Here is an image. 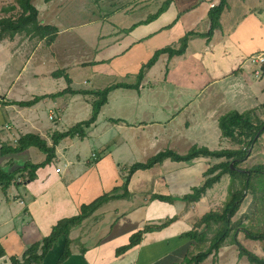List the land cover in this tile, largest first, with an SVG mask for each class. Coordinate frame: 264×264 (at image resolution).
<instances>
[{
  "label": "crops",
  "instance_id": "1",
  "mask_svg": "<svg viewBox=\"0 0 264 264\" xmlns=\"http://www.w3.org/2000/svg\"><path fill=\"white\" fill-rule=\"evenodd\" d=\"M220 1L131 0L128 7L101 18L95 31L99 42L95 46L85 43L78 60L55 54L57 42L44 50L42 42L22 39L19 34L0 40V167L13 173L27 162L42 163L46 156L37 148L2 155L3 144L13 146L22 135L37 134L52 146L54 133L81 122L73 125L69 120L73 109L67 119L65 104L72 101L71 107L91 109L92 114V95L53 97L65 90L52 89L53 63L63 71L86 66L98 81L113 72L117 79L134 83L156 51L170 46L178 49L187 34H197L190 38L185 54L160 56L139 90L111 92L86 137L61 141L56 159L40 168L34 181H25L21 174L6 193L0 186V245L6 251L0 264H11L12 257L21 258L28 247L48 237L59 221L78 215L83 205L121 187L125 168L145 163L165 150L185 155L193 146L229 149L226 144L231 141L222 137L219 119L230 111L244 113L264 104V65L257 76L253 73L257 67L249 62L251 56L264 53V0H227L220 25L210 38L212 3L218 6ZM167 2V10L148 22ZM73 29H64L59 35ZM89 47L94 58H89ZM37 97L42 100L30 107L11 104ZM55 108L59 110L57 117ZM47 110L60 127L45 124L42 116ZM221 161L224 159L198 158L176 163L168 159L137 171L129 185L130 197L111 200L71 230L72 254L60 264H183L193 244L183 234L213 209L211 193L225 178L229 185L230 179L225 175L194 204L188 205L182 198L202 186L210 165ZM154 194L171 196L175 201L152 200ZM121 205L126 207L120 209ZM101 212L107 213L96 230L91 223H97ZM176 216L168 227L144 234L139 245L117 254L134 233ZM64 248L62 238L41 264H58Z\"/></svg>",
  "mask_w": 264,
  "mask_h": 264
},
{
  "label": "trees",
  "instance_id": "2",
  "mask_svg": "<svg viewBox=\"0 0 264 264\" xmlns=\"http://www.w3.org/2000/svg\"><path fill=\"white\" fill-rule=\"evenodd\" d=\"M45 1L50 2L53 0ZM169 4L170 2L164 3L160 11L156 15L150 17L148 22L155 20L161 12L166 11ZM226 4L227 0H221L218 6L211 9L210 19L212 27L210 33L207 35L208 37L211 38L214 31L219 27L220 17ZM2 10L7 13L18 10L19 14L16 17L0 19V40L4 38L13 39L18 34L26 33L27 35L35 34L41 39L46 38L48 45H52L55 42L58 29L54 26H44L40 23L39 10L34 5V0H16L14 5L3 8ZM194 35L197 34H187L182 39L178 49L170 46L156 51L154 56L142 66L134 83H117L104 90L97 91H77L67 87L63 92L53 95V97H58L69 92L72 94L94 96L95 101L92 104L93 112L90 119L76 124L67 132L54 133L52 136V146L37 134L22 135L13 146L3 144L1 150L2 155L18 154L31 148H37L46 156V159L38 164L27 162L22 169L13 173H7L0 167V186L2 190L6 193L21 174L22 177L25 178V181H34L37 177L36 172L40 168L50 165L56 159V147L61 140L66 138L86 137V128H89L96 122L102 108L107 104L108 96L111 92L120 88L139 90L148 70L158 62L160 56L168 54L169 57L172 58L185 54L189 40ZM64 72L63 70L58 71L54 73V76H62ZM66 79L68 85H70L72 80L67 75ZM41 100L42 97H37L32 101L11 102V104H16L21 107H30ZM254 111L257 110H249L244 113L230 111L219 119V128L222 137L230 139V141L237 144L239 148L210 150L208 147L193 146L185 155H179L172 150H165L151 157L145 163H135L125 168L124 183L121 187L116 188L113 193H106L90 204L83 205L78 215L59 221L48 237L44 238L42 242L28 247L21 258L12 257L11 264H41L48 252L62 238H65V248L58 264L64 262L72 254L71 246L73 241L70 239L71 230L80 226L83 221L88 219L111 200H121L130 197L129 185L132 176L137 171L151 169L155 165L162 164L168 159L176 163H190L198 158H208L211 160L224 159V161L212 166L210 165V168L205 173L206 180L203 185L194 188L192 193L182 198V201L186 202L188 205L199 202L208 190L219 183L225 175H228L230 182L227 190L228 196L224 205L218 210H211L203 215L196 221L190 231L183 234V238L193 242L187 251L183 264H202L211 255L218 256L220 249L225 246L230 238L231 245L238 247L240 257L246 256L252 264H264V257H260L246 249L238 239V234L243 232L247 239L264 242V228L259 226L253 227L252 225L244 226L241 220L234 221V218L248 199L252 200L251 208H258L260 211L264 208V164L255 165L250 169L242 167V164L249 157L250 148L253 147L264 134V122L257 120V123H254L251 118V116L254 115ZM151 199L167 203H173L175 201L171 196L158 194L152 195ZM177 218L176 216L172 219H166L161 225L145 226L142 230L134 233L130 238V243L118 249L117 254H124L128 250L139 245L144 234L166 228L174 223ZM209 233H213V235L208 237ZM204 245H206L205 248H203ZM4 256H6V251L2 245H0V258Z\"/></svg>",
  "mask_w": 264,
  "mask_h": 264
},
{
  "label": "rangeland",
  "instance_id": "3",
  "mask_svg": "<svg viewBox=\"0 0 264 264\" xmlns=\"http://www.w3.org/2000/svg\"><path fill=\"white\" fill-rule=\"evenodd\" d=\"M130 1L131 0H53L50 2H46L45 0H34V5L39 10L40 23L44 26L50 25L58 29V33L55 40V42H57V48H55V52H56L55 54L70 55L72 56V60H78V55L83 56L85 43L91 46L97 45L98 40L95 37L96 35L95 31H96V27L99 28L101 26L100 24H97L103 20L101 18L103 16L110 17V14L116 12L117 10H122L128 7ZM15 3L16 0H0V19L6 17L18 16L19 14L18 10L9 13L4 12L2 10L3 8L14 5ZM71 27H74V29L71 32H69L67 35H63V36L59 35L61 31ZM82 35L85 37L84 39L82 38ZM19 37L22 39L26 38L28 40H33L35 42L36 41L42 42L41 43L42 49L44 50L48 49L46 38L41 39L39 36L35 34L27 35L26 33L19 34ZM65 50H69V51H65ZM87 51L90 52L89 58L95 57V55H93V53L91 52V47L87 48ZM25 54H27V50L25 51ZM62 61L63 60H60V62ZM52 66L53 67L51 68V70L54 71V73L62 70L60 65H56L55 63H53ZM72 67L75 69L64 70V71L70 75L69 77H72L73 82H75V85H71V84L68 85L65 72L62 74V76L59 77H55L53 73V76L50 79L51 82L54 83V85L52 86L53 90L54 88L58 90H62V87L63 89L70 87L75 90H77L76 88H90V89L92 88L95 90L99 88L100 90H104L105 88L114 85L116 83L126 82V78H121L120 80L114 77L115 75L113 74V72L105 74L98 81L96 75L93 74L94 72H91V70H89V68H87L86 66L85 67L72 66ZM109 80L111 83L107 86V82ZM84 81H87L88 84H84ZM74 95L69 92L66 93V96L71 98H74ZM92 98L95 101V97ZM84 99L87 98L84 97ZM93 102L91 101L90 103L91 106ZM72 103L73 101L70 102L69 106L68 104H65V108L68 109V112L66 114L67 119L71 109H73L74 112L72 113L69 119L72 120L73 125L80 121L81 122L88 121L92 115L90 113L91 109L78 110L77 107H71ZM61 104L62 103H59V105ZM56 107L59 109V106ZM58 109L55 108L54 110L55 117H57V114L59 113L60 109L59 110ZM255 110L257 111H254V115L251 116L253 122L257 123V120H261L264 122V106L261 107L260 105L258 109ZM92 112H93V107H92ZM49 116L50 114L47 110L44 112L42 118L45 120V124H47L49 127H54L58 123L57 121L51 120ZM76 118H80V120L78 121ZM55 127H60V125H57ZM71 128L72 127H65L64 131L67 132ZM90 128L91 126L89 128H86V133H88ZM226 146L229 149L239 148L237 144H234L232 142H228ZM258 164H264V134L258 139V142L254 144L253 147L250 148L249 157L242 164V167L245 169H250ZM227 183H228V179L225 178L223 181H221L218 184L217 190L211 193L210 200H212V203L214 204L213 206H211L210 204V206L213 207L212 210H218L224 205L228 196ZM251 202L252 200L248 199L247 202L244 203L243 207L241 208L237 216L234 218V221L241 220L244 226L252 225L253 227L259 226L261 228H264V208L262 209V211L258 210V208L256 209L254 207L251 208ZM105 206L106 205H104L100 209H104ZM119 207L120 209H122L125 208L126 206L121 205ZM106 210H110V207L109 208L107 207ZM105 213L101 212L99 214L97 223L96 222L91 223V225L95 226L96 230L101 225V221ZM194 224L195 223H193V226ZM212 235L213 233H209L208 237H211ZM238 239L241 241V243L244 245L246 249L257 254L260 257H264V250H263L264 242L247 239L243 232H240L238 234ZM205 246L206 245H204L203 248H205ZM207 264H252V263L249 261V259L246 256L240 257L238 247L235 245H231V238H230L228 239L227 243L223 248L221 257L219 256V254L218 256L211 255L209 257V261Z\"/></svg>",
  "mask_w": 264,
  "mask_h": 264
},
{
  "label": "built area",
  "instance_id": "4",
  "mask_svg": "<svg viewBox=\"0 0 264 264\" xmlns=\"http://www.w3.org/2000/svg\"><path fill=\"white\" fill-rule=\"evenodd\" d=\"M215 3H212V7H215ZM249 62L257 67V69H255L253 72L255 75L259 76L262 72V67L264 65V53H260V54H257V55H254V56H251L249 58ZM53 118V117H51Z\"/></svg>",
  "mask_w": 264,
  "mask_h": 264
}]
</instances>
